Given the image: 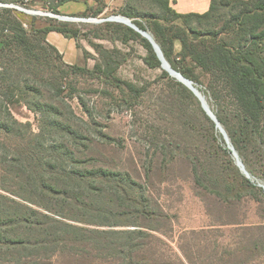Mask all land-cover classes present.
Returning a JSON list of instances; mask_svg holds the SVG:
<instances>
[{
    "label": "trees",
    "instance_id": "obj_1",
    "mask_svg": "<svg viewBox=\"0 0 264 264\" xmlns=\"http://www.w3.org/2000/svg\"><path fill=\"white\" fill-rule=\"evenodd\" d=\"M72 1L88 0H46V9L61 15L58 8ZM95 1L97 8L70 16L109 17L102 16L105 1ZM221 4L232 17L226 29L215 28ZM144 8L158 13L144 14ZM122 13L148 31L172 69L194 85L202 83L193 68L185 65L187 59L209 75L208 84L198 90L246 170L264 181V0H212L204 15L178 14L168 0H130ZM140 19L150 23L142 25ZM25 23L31 26L26 29ZM80 28L71 22L28 18L0 9V264H56L59 257L107 264H168L158 257L155 243L156 233H167L170 216L142 182L127 171L112 169L114 163L112 168L105 165L106 157L97 147L117 145V141L79 95L74 79L99 81L104 89L93 92L108 99H114V92L122 93L123 102L132 106L146 89L119 77L120 67L131 55L117 44L131 51L130 43H140L146 51L141 59L150 69L160 68L161 61L152 44L134 29L112 22L94 31ZM49 32L74 39L83 51L84 64H66L47 42ZM81 36L109 41L114 47L94 45L99 60L90 69V54L80 44ZM176 41L182 45L179 52ZM164 76L168 97L183 110L189 100L195 101L201 123L208 124L214 138L216 125L192 91ZM75 99L85 116L76 113L70 102ZM23 102L38 116L37 133L30 122L19 121L13 113V107ZM148 129L154 142L147 178L158 163L162 167L168 156L174 161L177 155L155 142L161 129ZM215 148L218 155L220 149ZM231 153L226 150L225 159L215 160L209 171L204 168L200 174L194 167L196 181L229 204L244 199L260 202L263 190L240 172ZM262 245L256 244L251 254L264 251Z\"/></svg>",
    "mask_w": 264,
    "mask_h": 264
},
{
    "label": "rangeland",
    "instance_id": "obj_2",
    "mask_svg": "<svg viewBox=\"0 0 264 264\" xmlns=\"http://www.w3.org/2000/svg\"><path fill=\"white\" fill-rule=\"evenodd\" d=\"M149 12L158 13L155 9L142 10L144 14ZM216 16L215 28H228V22L232 17L225 4L220 5ZM71 23L81 27L80 30L83 32L102 27V24ZM139 23L147 25L150 22L140 19ZM201 27L204 26H199ZM80 44L90 54L88 61L90 69L99 60L94 45L111 47V43H103L92 36L88 38L81 36ZM117 45L131 55L128 62L120 67L119 77L146 89L135 105H126L123 102L126 96L119 92H114V99L93 92L95 89H104L99 81L80 76H75L74 79L78 84L79 95L86 98L91 109L96 110L95 115L106 127L105 132L117 141V145L97 147L100 154L106 157L103 158L108 163L105 165L111 167L114 163L112 169L127 171L133 178L142 182L149 194L171 218L167 233H156L158 242L155 243V252L158 257L168 264H182L181 261L185 264H264L263 250L259 251L261 252L259 256L256 255L259 252L251 254L256 244L263 247L264 194L260 196V202L244 199L229 204L220 201L199 185L193 171L194 167L199 168L200 174L204 168L209 171L215 160L225 159L224 152L231 151L223 133L216 128L214 138L211 136L212 131L208 124L201 123L199 107L195 101L189 100L186 110H183L173 101L175 99L168 97L167 92H164L167 83L164 74L176 82L179 81L162 67V63L161 67L156 69H150L145 65L141 58L146 51L140 43H130L131 51L122 44ZM175 47L179 52L182 45L176 41ZM185 65L193 68L202 85L208 84L209 75L196 67L191 59H187ZM202 85L194 86L202 91L204 89ZM70 102L78 115L85 116L76 99ZM13 113L19 121L30 122L36 133L39 131L38 116L30 111L24 102L16 104ZM148 127L161 129L162 135L155 142L167 145V151L171 150L177 155L174 161L168 156L162 167L158 163L147 178L146 171L153 151L151 142H154L151 138L152 131ZM216 146L220 149L218 155ZM177 150L182 151V155H178ZM231 157L239 169L233 153ZM250 180L264 192L262 179L252 176ZM56 264H107V262L59 257Z\"/></svg>",
    "mask_w": 264,
    "mask_h": 264
},
{
    "label": "crops",
    "instance_id": "obj_3",
    "mask_svg": "<svg viewBox=\"0 0 264 264\" xmlns=\"http://www.w3.org/2000/svg\"><path fill=\"white\" fill-rule=\"evenodd\" d=\"M106 7L102 16L107 17L113 14L121 15L122 17L130 19L131 23L134 24V20L130 17L124 16L122 11L126 4L130 0H104ZM170 6L178 14L182 15H204L210 11L212 0H168ZM30 7L35 9H46L48 5L46 0H29ZM88 8H97V2L95 0L80 1V2H67L58 8L61 15H82ZM65 22V21H64ZM124 25L130 29H133L129 24L124 22H112ZM41 23H36L39 26ZM31 25H29L30 27ZM47 42L54 46L62 55L63 60L68 65H82L84 64V54L77 46L74 39L65 37L63 34L58 32H49L46 35ZM110 43L109 41H103V43ZM114 45L111 43V47ZM119 47V46H118ZM120 48V47H119ZM122 49V48H121ZM146 54H143L144 57Z\"/></svg>",
    "mask_w": 264,
    "mask_h": 264
},
{
    "label": "water",
    "instance_id": "obj_4",
    "mask_svg": "<svg viewBox=\"0 0 264 264\" xmlns=\"http://www.w3.org/2000/svg\"><path fill=\"white\" fill-rule=\"evenodd\" d=\"M123 19H125L126 21H121L124 23L129 24L135 31H137L138 33H140L144 38H146L153 46L158 58L160 59L161 63H162V67L172 76L173 73L178 74L180 77H182L187 83L185 82H181L179 79H177L179 82H181L183 85H185L190 91H192V93L198 98V100L200 101L202 108L204 109V111L206 112V114L212 119V121L215 123L216 128L219 129L225 139L226 142L229 146V148L231 149L233 155L236 158V162L237 165L239 167V169L241 170V172L249 179H252V176L250 175V173L246 170L244 164L242 163V161L240 160L237 152L235 151L234 147L232 146L224 128L222 127V125L219 123V121L217 120L216 116L214 115L213 111L210 109V106L206 100V97L198 90V88L196 86H194V83L191 80H188L187 78H185L181 73L175 71L172 69V67L170 66V64L168 63V61L165 59L159 45L155 42V40L153 39L152 35L148 32V31H144L139 29L135 24L131 23L130 19L123 17ZM175 78V77H174ZM262 186V185H260ZM264 187V185H263Z\"/></svg>",
    "mask_w": 264,
    "mask_h": 264
},
{
    "label": "built area",
    "instance_id": "obj_5",
    "mask_svg": "<svg viewBox=\"0 0 264 264\" xmlns=\"http://www.w3.org/2000/svg\"><path fill=\"white\" fill-rule=\"evenodd\" d=\"M0 9H11L19 14L24 15L25 17L32 18H53L60 21L65 22H83V23H94V24H102L104 22H119L120 18H123L121 15L113 14L107 18H93V17H78V16H70V15H58L47 9H35L30 7L29 0H24L23 3H4L0 2ZM25 28L28 29L29 25L27 23L24 24Z\"/></svg>",
    "mask_w": 264,
    "mask_h": 264
},
{
    "label": "bare ground",
    "instance_id": "obj_6",
    "mask_svg": "<svg viewBox=\"0 0 264 264\" xmlns=\"http://www.w3.org/2000/svg\"><path fill=\"white\" fill-rule=\"evenodd\" d=\"M121 21H126L125 19H122L120 18ZM173 76L176 78V79H179L181 82H185L187 83L182 77H180L178 74L176 73H173ZM188 84V83H187Z\"/></svg>",
    "mask_w": 264,
    "mask_h": 264
}]
</instances>
